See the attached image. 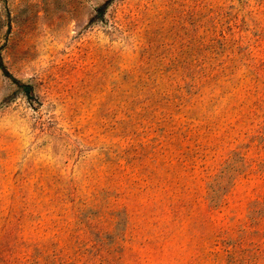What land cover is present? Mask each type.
<instances>
[{
  "label": "rangeland",
  "instance_id": "rangeland-1",
  "mask_svg": "<svg viewBox=\"0 0 264 264\" xmlns=\"http://www.w3.org/2000/svg\"><path fill=\"white\" fill-rule=\"evenodd\" d=\"M0 62V264H264V0H0Z\"/></svg>",
  "mask_w": 264,
  "mask_h": 264
},
{
  "label": "trees",
  "instance_id": "trees-1",
  "mask_svg": "<svg viewBox=\"0 0 264 264\" xmlns=\"http://www.w3.org/2000/svg\"><path fill=\"white\" fill-rule=\"evenodd\" d=\"M2 65H1V62H0V67H1ZM7 76H9L7 73H5ZM13 82L15 83V84H17L20 88H21V90L25 93V94H27V93H29L30 92V86L29 85H27V84H24V83H21L20 81H17V80H15V79H13Z\"/></svg>",
  "mask_w": 264,
  "mask_h": 264
}]
</instances>
